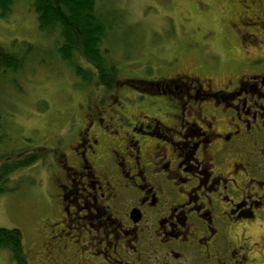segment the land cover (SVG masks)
Here are the masks:
<instances>
[{"label":"flooded vegetation","instance_id":"obj_1","mask_svg":"<svg viewBox=\"0 0 264 264\" xmlns=\"http://www.w3.org/2000/svg\"><path fill=\"white\" fill-rule=\"evenodd\" d=\"M247 66L221 85L170 78L149 98L167 111L123 125L104 97L73 135L54 134L51 260L88 264L52 255L76 224L78 239L57 243L93 242L115 264H264V63Z\"/></svg>","mask_w":264,"mask_h":264},{"label":"rangeland","instance_id":"obj_2","mask_svg":"<svg viewBox=\"0 0 264 264\" xmlns=\"http://www.w3.org/2000/svg\"><path fill=\"white\" fill-rule=\"evenodd\" d=\"M31 1L16 0L13 11L0 18L4 48L18 51L13 44L21 42L36 46L25 67L0 77V164L33 151L42 155L8 178L10 189L0 194V228L20 231L29 264H59L51 260V239L46 236L59 219L51 215L55 196L59 198L50 179L59 171L58 163L47 150L51 145L53 149V135L68 128L73 135L90 106L104 97L108 102L117 98L102 107L114 108L112 119L123 125L167 111L165 103L157 106L149 98L170 78L195 75L221 85L244 73L247 63L254 67L264 63V0H96L97 13H105L103 20L114 25L104 43L109 62L118 69L117 83L109 91L95 80L82 81L58 59L55 35L38 28ZM70 212L75 213L73 207ZM74 227L66 230L65 239L54 236L52 255H61L66 248L78 263L85 262L82 256L88 264H115L111 251L104 252L93 242L81 249L58 244L78 239ZM53 229L58 234L56 225ZM257 229L250 231L257 233ZM83 232L87 240L89 234ZM0 264H14L6 250L0 249Z\"/></svg>","mask_w":264,"mask_h":264},{"label":"trees","instance_id":"obj_3","mask_svg":"<svg viewBox=\"0 0 264 264\" xmlns=\"http://www.w3.org/2000/svg\"><path fill=\"white\" fill-rule=\"evenodd\" d=\"M16 0H0V18L13 11ZM38 28L54 37L56 54L76 76L86 83L94 80L107 91L117 83L118 69L109 62V48L104 46L114 25L106 24L97 13L96 0H32ZM18 51L0 44V77L17 73L26 65L36 46L29 42L14 43ZM53 57V54L49 58ZM84 63L81 66L82 60ZM40 152L24 153L0 164V194L9 190L7 180L14 170L26 167L41 158ZM0 249L6 250L14 264H29L23 247V236L17 228H0Z\"/></svg>","mask_w":264,"mask_h":264}]
</instances>
